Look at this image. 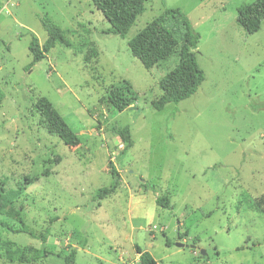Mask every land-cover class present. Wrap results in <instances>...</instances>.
<instances>
[{"label": "rangeland", "instance_id": "1", "mask_svg": "<svg viewBox=\"0 0 264 264\" xmlns=\"http://www.w3.org/2000/svg\"><path fill=\"white\" fill-rule=\"evenodd\" d=\"M255 1L149 0L123 38L92 0H0V188H24L19 216L0 215V264H19L9 244H43L3 221L49 231L50 255L34 264H66L73 250L74 264H139L138 246L160 264H264V22L250 34L237 20ZM167 8L182 9L200 33L205 81L159 111L160 79L179 55L147 69L128 42ZM45 15L68 43L30 67L32 36L48 38ZM112 91L126 110L111 105ZM41 96L78 134L77 147L48 131L34 109ZM127 125L134 145L122 154ZM110 161L121 185L95 201L112 182Z\"/></svg>", "mask_w": 264, "mask_h": 264}, {"label": "trees", "instance_id": "2", "mask_svg": "<svg viewBox=\"0 0 264 264\" xmlns=\"http://www.w3.org/2000/svg\"><path fill=\"white\" fill-rule=\"evenodd\" d=\"M147 1L149 0H92L110 23L109 31L123 38L135 24L139 15L146 10ZM41 19L48 38L42 45L36 35L32 36L29 45L32 55L30 67L45 59L57 43H68L67 30L63 29L48 15ZM237 20L248 33L258 32L264 22V0H256L252 4L241 5L238 8ZM200 39V33L194 29L191 20L182 9L167 8L128 42L133 55L147 69L154 68L173 53L179 55V63L176 67L160 79L159 85L162 94L152 103L155 110H163L170 103L178 104L180 101L190 98L205 81V73L198 63L195 51ZM96 56H98V51L93 49L91 53L88 52L85 60L89 63L91 58ZM108 99L111 105L120 112L129 106L128 99L122 92L112 91ZM34 109L44 117L48 131L59 136L67 146L77 147L80 144V137L66 122L50 99L45 96L39 97L34 104ZM119 133L123 141L127 143L122 152L125 154L134 145L131 127L127 125ZM109 167L112 182L109 186L99 188L93 193L92 199L95 201L105 199L116 193L121 185V174L112 161H110ZM152 186L154 187V185ZM23 192V187L10 190L0 188V215H6L9 218L19 216V211L15 208L14 202L21 197ZM156 202L165 208L169 206V200L165 197H157ZM1 224L10 231L29 233L43 242L41 247L14 248L12 244H9L6 250L10 260L18 261L19 264H34L49 257L50 251L46 246L49 238L48 230L37 236L26 227L16 229L9 222L4 221ZM138 252L140 253L139 264H160L150 251L138 246ZM75 255L76 251L73 250L67 257L66 264H74Z\"/></svg>", "mask_w": 264, "mask_h": 264}, {"label": "water", "instance_id": "3", "mask_svg": "<svg viewBox=\"0 0 264 264\" xmlns=\"http://www.w3.org/2000/svg\"><path fill=\"white\" fill-rule=\"evenodd\" d=\"M177 245L180 246V247H184V244L181 243V242H178ZM202 253H205V251H202Z\"/></svg>", "mask_w": 264, "mask_h": 264}]
</instances>
